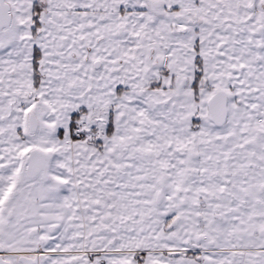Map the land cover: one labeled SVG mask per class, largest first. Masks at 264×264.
Here are the masks:
<instances>
[{"label":"snow or ice","instance_id":"snow-or-ice-1","mask_svg":"<svg viewBox=\"0 0 264 264\" xmlns=\"http://www.w3.org/2000/svg\"><path fill=\"white\" fill-rule=\"evenodd\" d=\"M0 264H264V0H0Z\"/></svg>","mask_w":264,"mask_h":264}]
</instances>
